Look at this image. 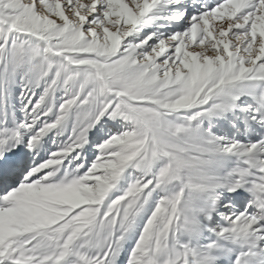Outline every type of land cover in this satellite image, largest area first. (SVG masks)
Segmentation results:
<instances>
[{
	"label": "snow or ice",
	"instance_id": "6c2138e0",
	"mask_svg": "<svg viewBox=\"0 0 264 264\" xmlns=\"http://www.w3.org/2000/svg\"><path fill=\"white\" fill-rule=\"evenodd\" d=\"M0 264H264V0H0Z\"/></svg>",
	"mask_w": 264,
	"mask_h": 264
}]
</instances>
